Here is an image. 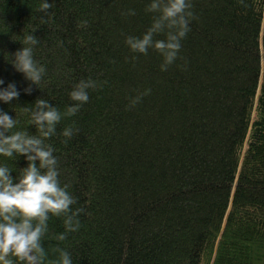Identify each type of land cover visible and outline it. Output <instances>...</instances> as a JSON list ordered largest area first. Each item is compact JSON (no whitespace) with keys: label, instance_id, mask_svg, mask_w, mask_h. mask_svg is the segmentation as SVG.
Returning a JSON list of instances; mask_svg holds the SVG:
<instances>
[{"label":"trees","instance_id":"trees-1","mask_svg":"<svg viewBox=\"0 0 264 264\" xmlns=\"http://www.w3.org/2000/svg\"><path fill=\"white\" fill-rule=\"evenodd\" d=\"M41 2L0 0V87L20 90L0 101L13 131L38 134L23 112L37 98L63 112L74 84L99 85L46 141L73 209L85 210L64 241L63 218H50L46 264L56 248L73 264H264V0H191V31L167 71L154 49L125 43L150 26V0H48L47 15ZM31 33L46 70L37 86L10 63ZM3 164L15 177L27 161Z\"/></svg>","mask_w":264,"mask_h":264},{"label":"clouds","instance_id":"clouds-1","mask_svg":"<svg viewBox=\"0 0 264 264\" xmlns=\"http://www.w3.org/2000/svg\"><path fill=\"white\" fill-rule=\"evenodd\" d=\"M240 3L246 7L244 0ZM52 7L48 0H42L38 11L47 15ZM192 7L191 0H150L145 9L153 14L150 26L141 37L127 36L126 45L131 52L145 55L150 48L154 49L163 58L161 71H167L179 58L182 40L191 31L190 21L195 19ZM123 14L134 16L136 12L129 9ZM82 23L86 25L87 21ZM32 33L23 36L22 47L11 54L10 63L15 71L37 86L46 70L34 59L33 47L39 39ZM158 36L164 38L158 39ZM3 84L4 80L0 79V85ZM98 86L91 78L74 84L69 92L73 103L63 112L43 98H37L31 107L24 106L23 112L29 115L30 125L38 134H31L26 129L13 131L18 121L0 110V156L16 160L22 155L27 161V166L20 168L15 177L10 175L13 169L6 164L0 165V264H16L17 261L19 264H46L43 238L48 233L51 217L63 218L65 231L55 237L59 241H64L68 233L81 227L79 216L85 210L73 209L77 199L68 191L67 184H61L55 149L46 141L56 135L62 119L77 114L89 101V90ZM23 91L31 94L32 88L25 87ZM150 92L146 89L133 98L130 106H135ZM19 96L15 82L0 87V101L4 103L17 100ZM76 131L73 126L63 129L61 134L66 138L65 143ZM54 251L59 254L58 259L48 264H73L70 252L62 248Z\"/></svg>","mask_w":264,"mask_h":264}]
</instances>
